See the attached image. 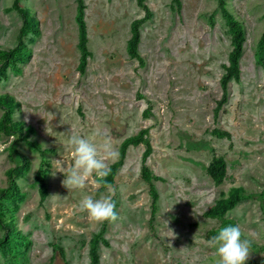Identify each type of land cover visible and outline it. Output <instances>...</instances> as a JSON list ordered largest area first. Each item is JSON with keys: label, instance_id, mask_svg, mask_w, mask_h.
Segmentation results:
<instances>
[{"label": "rangeland", "instance_id": "374dc122", "mask_svg": "<svg viewBox=\"0 0 264 264\" xmlns=\"http://www.w3.org/2000/svg\"><path fill=\"white\" fill-rule=\"evenodd\" d=\"M222 1L241 23L244 41L238 80L227 82L219 104L231 50L219 0H145L151 17L139 26L141 63L126 51L130 24L144 14L135 0H82L89 52L82 73L76 0H19L38 34L22 38L28 57L14 60L0 80V96L18 103L10 122L20 128L11 135L0 129V144L8 145L0 152V188L8 187L9 169L22 158L28 163L22 176L11 173L16 196L0 200L12 236L0 264H93L92 251L94 264H216L207 241L229 223L253 239L249 260L262 261L264 53L258 60L257 44L264 0ZM12 2L0 0V54L18 40L21 17ZM141 130L151 147L145 164L154 176L153 211L140 176L143 143L128 145L107 177L114 194L97 188L95 176L83 189L63 185L74 162L71 135L95 143L101 158L108 140L117 154L107 158L111 166L121 142ZM221 161L216 184L207 167L217 171ZM233 188L234 205L208 215ZM108 195L115 222H96L80 207L87 196Z\"/></svg>", "mask_w": 264, "mask_h": 264}, {"label": "trees", "instance_id": "16d2710c", "mask_svg": "<svg viewBox=\"0 0 264 264\" xmlns=\"http://www.w3.org/2000/svg\"><path fill=\"white\" fill-rule=\"evenodd\" d=\"M19 0H13L12 2V9L17 11L20 14L21 17V26L19 28L18 32V40L17 44L13 49L2 51L0 54V80L2 78H5V69L14 62L16 59H21L22 57H28V52L25 50V46L22 42V38L27 35L29 32L34 33L35 35L38 34V30L34 26V21L29 17L27 12L21 8L18 4ZM135 3L138 7H140L144 14L141 18L135 19L130 24V37L127 40L126 44V51L128 55L131 58H135L141 63V58L138 55L136 51V45L139 40V26L147 21L151 17V11L146 6L145 0H135ZM219 8L222 13V16L225 20V24L227 26V30L229 32L230 38V46L231 50L228 53V64L224 66V74L220 78V85L222 88V96L221 101L223 102L225 99V86L227 82L230 79H233L234 81L238 80L239 76V70H238V59L241 55V49H242V43L244 41V31L241 23L237 21L227 10L224 8V2L222 0H219ZM84 6L82 3V0H76V15H75V21L77 23L78 27V42L77 46L79 49V64H78V70L80 73L83 72L86 57L88 56L89 52L86 47V34H85V25L84 20L82 17ZM258 60H262V55L264 53V33H262L258 44ZM219 104H217L216 109H218ZM18 105L17 102L13 101L12 97L8 95H1L0 96V107L4 109L2 118L0 119V129L5 134H13L18 131L19 129L17 124H13L10 122V117L13 112L14 107ZM146 133V130H141L138 132V134L129 136L125 138L119 147V155L117 161H115L111 166V174L116 171V169L121 165L125 149L128 145H136L138 143H143L145 145V148L141 154V167H140V176L142 180L146 182L148 185V191L151 196L152 202H151V209L152 211L155 209V202L157 199V194L154 188V185L152 183V180L154 176L150 173V170L145 164V160L150 154V144L147 139L144 138V135ZM28 163L27 161L22 158L21 164L9 169L7 171V176L9 178V184L7 188H0V200L6 199L9 197H15L16 196V190L13 178L11 175L14 173L16 176H22L25 171L27 170ZM220 169L217 171L215 170V166H212L211 164L207 167V172L209 176L213 179V181L218 184L221 182L223 174H224V168H223V162H219ZM12 173V174H11ZM35 181L38 184V193L41 199L45 196V185L41 177V173L38 171L35 175ZM237 188H233L230 193H228V196L226 198H223L221 200H218L214 206V208L210 209L207 214L212 215H220L225 210L231 208L236 199H237ZM262 201H264V197L262 198ZM1 204V202H0ZM0 228L3 229V234L0 237V249H7L12 241L11 231L9 228V225L5 223L2 220V214L0 211ZM97 260L96 252L92 251V263L94 264ZM246 264H264V258L260 262H256L254 260H249L246 262Z\"/></svg>", "mask_w": 264, "mask_h": 264}, {"label": "clouds", "instance_id": "9594fccd", "mask_svg": "<svg viewBox=\"0 0 264 264\" xmlns=\"http://www.w3.org/2000/svg\"><path fill=\"white\" fill-rule=\"evenodd\" d=\"M68 144L73 150L74 162L67 169V176L64 175L63 185L66 188L83 189L88 178L95 176L97 188L104 187L114 194L113 185L107 181V177L111 174L107 158H115L117 154L111 149L110 142L105 139L103 143L107 158H101L98 146L84 137L71 135ZM7 147L6 144H0V152ZM80 207L96 222H115L119 218L116 203L111 195L101 196L99 199L87 196L81 201ZM207 243L209 247L215 249L218 258L216 264H246L251 256L253 239L245 235L240 224L229 223L222 226Z\"/></svg>", "mask_w": 264, "mask_h": 264}]
</instances>
